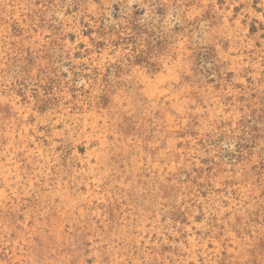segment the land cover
I'll return each instance as SVG.
<instances>
[{
    "label": "rangeland",
    "instance_id": "374dc122",
    "mask_svg": "<svg viewBox=\"0 0 264 264\" xmlns=\"http://www.w3.org/2000/svg\"><path fill=\"white\" fill-rule=\"evenodd\" d=\"M0 264H264V0H0Z\"/></svg>",
    "mask_w": 264,
    "mask_h": 264
}]
</instances>
